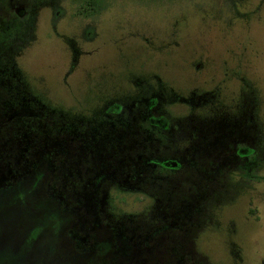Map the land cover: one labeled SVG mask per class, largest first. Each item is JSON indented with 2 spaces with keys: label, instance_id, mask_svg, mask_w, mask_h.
Wrapping results in <instances>:
<instances>
[{
  "label": "rangeland",
  "instance_id": "rangeland-1",
  "mask_svg": "<svg viewBox=\"0 0 264 264\" xmlns=\"http://www.w3.org/2000/svg\"><path fill=\"white\" fill-rule=\"evenodd\" d=\"M7 3L0 264H264V0Z\"/></svg>",
  "mask_w": 264,
  "mask_h": 264
},
{
  "label": "trees",
  "instance_id": "trees-1",
  "mask_svg": "<svg viewBox=\"0 0 264 264\" xmlns=\"http://www.w3.org/2000/svg\"><path fill=\"white\" fill-rule=\"evenodd\" d=\"M24 8H19L17 11L10 8L7 0H0V93L2 96L1 105L2 112L5 114L7 111L11 109H26L30 107L28 110L35 108V104L30 101L27 102V96L24 89L23 83H25L24 76L22 72H19L14 66L13 59L10 58L9 52L12 49L22 48L21 43H19L20 39L26 35L27 29L23 26L22 17L26 14V10H28L27 5H24ZM33 27V26H32ZM31 27V29H32ZM31 32L28 33L25 40L30 39ZM4 37V38H2ZM5 42V43H4ZM8 42L9 44L5 47ZM13 52V50H12ZM19 52V50H18ZM11 116V117H10ZM20 116V117H19ZM10 119L8 120V118ZM22 119H30L28 123L30 125L36 124L37 126L40 124H44L47 118L49 117L48 112H44L40 114L38 117L31 112L29 115L18 114L17 116L11 115V112H8L4 121L0 125H16V121ZM48 124V123H47ZM27 132L23 131L19 135L16 133L14 139L21 143L24 139H29V137H34V135L43 133L44 135L50 134L49 129L43 128L42 130L35 129L34 126H29ZM1 132V129H0ZM17 149V155H18ZM4 154L0 151V159H2ZM168 264V263H167Z\"/></svg>",
  "mask_w": 264,
  "mask_h": 264
}]
</instances>
